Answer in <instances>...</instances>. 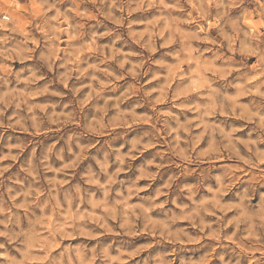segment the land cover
<instances>
[{"label":"clouds","instance_id":"obj_1","mask_svg":"<svg viewBox=\"0 0 264 264\" xmlns=\"http://www.w3.org/2000/svg\"><path fill=\"white\" fill-rule=\"evenodd\" d=\"M0 264H264V0H0Z\"/></svg>","mask_w":264,"mask_h":264},{"label":"rangeland","instance_id":"obj_2","mask_svg":"<svg viewBox=\"0 0 264 264\" xmlns=\"http://www.w3.org/2000/svg\"><path fill=\"white\" fill-rule=\"evenodd\" d=\"M138 115L142 116V115H143V113H138ZM145 155H147V154H145Z\"/></svg>","mask_w":264,"mask_h":264}]
</instances>
